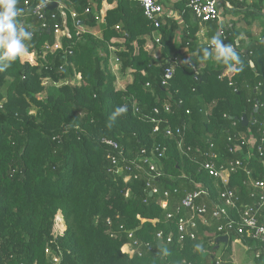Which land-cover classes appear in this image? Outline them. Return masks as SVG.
<instances>
[{
    "label": "trees",
    "instance_id": "trees-1",
    "mask_svg": "<svg viewBox=\"0 0 264 264\" xmlns=\"http://www.w3.org/2000/svg\"><path fill=\"white\" fill-rule=\"evenodd\" d=\"M52 1L65 5L70 35L64 36L63 47L54 52L44 49L45 43H55V26L62 20L59 8L44 9L48 18L44 29L26 9L25 0H19L18 7L24 11L18 19L33 34L24 43L29 53H35L38 64L17 58L6 67L8 61L0 60V264H53L47 248L60 256L59 264H217L221 244L217 247V221L200 226L195 239L180 240L176 220L167 219L159 195L146 193L144 179L126 180L124 174L109 170L112 149L104 138L118 142L129 157L152 155L159 149L156 153L163 174L156 182L173 191L172 207L187 191L197 188L196 184L208 187L217 200L220 182L201 168L197 155L191 158L180 151L179 136L169 138L163 130L167 125L181 127L186 145L206 149L213 141L227 155V136L235 131L232 120L252 114L249 96L264 101V29L261 37L244 46L238 21L226 20L230 34L226 42L238 40L235 51L242 62L229 67L217 61V53L208 43H197V34L204 27L208 39H220L218 25L197 19L189 0L173 2L172 10L178 16L166 13L158 28L144 15L139 2L107 0L116 6L98 24L96 17L104 0ZM229 1L232 8L224 7L223 14L241 11L245 25L249 17H264V0ZM90 7L93 12L87 13ZM71 11L100 34L89 30L77 35ZM156 32L160 35L159 43L154 40L160 49L158 57L146 48L147 39H154ZM246 34L252 36L250 29ZM113 38L124 41L114 43ZM110 45L124 47L115 52L120 74L133 76L124 89L116 86L117 77L109 63ZM176 58L180 64L163 85ZM241 66L242 71H237ZM77 74H81L80 84H72ZM43 79L53 84L45 85ZM259 82L262 85L254 91ZM247 84L254 89H247ZM168 103L170 112L165 110ZM133 104L140 107V113L133 112ZM125 105L129 110L118 114ZM153 118L167 123H160L155 132ZM238 128L248 129L242 122ZM252 130L257 132V126ZM251 165L255 177H264L261 159ZM244 179L239 172L231 176L229 184L237 191L242 208L254 203ZM59 217L64 226L56 234ZM109 218L113 230L123 225L136 238L154 244L155 251L143 256L123 252L128 234L112 237ZM159 231L164 232L165 241L169 234L174 236L161 249L156 237ZM235 239L259 249L260 243L253 238L232 234L224 243L222 264H234ZM256 264L264 263L257 259Z\"/></svg>",
    "mask_w": 264,
    "mask_h": 264
},
{
    "label": "built area",
    "instance_id": "built-area-1",
    "mask_svg": "<svg viewBox=\"0 0 264 264\" xmlns=\"http://www.w3.org/2000/svg\"><path fill=\"white\" fill-rule=\"evenodd\" d=\"M107 1V0H105ZM139 2L144 10V15L147 19L151 20L154 25L158 28L163 18L166 15V8L162 0H130ZM41 0H25L24 4L26 9L32 15L39 19V26L42 28L48 27V18L45 14L44 9H47L48 5L53 2L50 0L44 7H39ZM108 2V1H107ZM116 4V2H114ZM109 8L111 3L108 2ZM116 6V5H115ZM189 6L192 9L195 17L201 22L209 23L215 22L218 25L217 34L220 36V41L224 45H228L226 42L230 34L226 29V15L223 14V8H232V4L229 0H189ZM60 14L62 16L61 24L55 26V43L44 44V49L47 52H54L63 47V38L65 35H70L68 19L65 14V5L58 3ZM55 8V9H56ZM106 7L103 11L100 10V14L96 17L98 20H104L107 10ZM53 11V10H52ZM86 12H93V9L87 8ZM72 17V23L76 28V34L80 35L87 32L84 22L79 18V15L75 11L70 12ZM56 14H52V19L56 18ZM28 29L33 31L34 26L31 24L26 25ZM119 28V26H117ZM95 34V33H94ZM96 35V34H95ZM154 40L159 43L160 35H154ZM209 45L212 50L215 51V45L210 43ZM238 40L235 44H231L236 50ZM111 58L115 56L114 62L117 66H120V60L116 54L117 49L110 45ZM216 52V51H215ZM31 55L35 56L32 52ZM36 58V56H35ZM111 60V59H110ZM24 61V60H23ZM28 61V59H25ZM32 65H36L37 62L29 59L28 61ZM180 64L179 59H175L174 65L168 68L164 79L163 85H167L169 80L173 77L175 72V65ZM112 66V61H111ZM112 70L115 69L112 66ZM81 74H77V80L80 81ZM231 84H233L231 82ZM262 85L259 82L254 88L246 85L247 89H254L256 91ZM146 86H150V82H147ZM248 102L252 104V114L247 116V127L248 129H239L238 124L241 123L243 116L239 119L232 120L231 129L235 131H229L227 136V151L226 155L224 152H220L215 142H209L206 149L186 145L185 135L181 127L173 128L171 125H167L164 128L165 136L177 137L178 148L183 154L188 155L192 158L195 154L198 157V163L201 168L205 170L215 180L220 182L221 190L217 200L212 199L211 191L208 187H204L201 184H196L197 188L194 190L187 191L184 196L172 205L173 191L170 189H162L157 184L163 172L159 164V158L157 153L159 151L156 148V152L153 151L152 155H144L137 157H129L124 150L120 147L118 142L111 138H104V143L108 145L112 152L109 154L110 168L109 170L115 174H124L126 180L144 179L145 180V191L148 195L152 192V195H159L160 206L166 211L167 219H175L178 227V235L180 240L186 238L195 239L198 234L199 227L204 225L208 226L216 222V229L219 236H228L232 234L244 235L246 237L253 238L256 242L260 243L259 249L255 251L252 247H247L253 251V259L247 261L245 264H256V260H261L264 263V177H255L254 168L251 163L255 159H261L264 164V101L259 97H248ZM125 111L129 108L127 105L123 106ZM132 110L134 113H140V107L137 104H133ZM167 112L171 111L170 104L165 105ZM159 109H155V114L159 113ZM190 113V111H187ZM246 115V113H244ZM227 117V115H224ZM155 128L154 131L160 130V123H167V120L163 118H153ZM253 125L257 126V132L252 130ZM241 172L244 176V185L247 187L248 195L253 200V204L242 208L239 204L240 197L234 189L230 188V179L233 174ZM177 188L174 192H177ZM172 207V208H171ZM107 225L109 232L112 237L121 236L122 233L128 234L129 241L125 243L124 252L130 256L139 255L143 256L155 251V246L151 242H144L134 236L132 230H127L125 226L120 225L117 230H113L112 219H107ZM164 232L159 231L156 234L157 239H162L164 243H170L173 241V234H169L164 239ZM51 250V251H50ZM50 253V258L54 264L60 263V256L53 253L52 249H47ZM217 264H222V259L219 257ZM240 264V263H239Z\"/></svg>",
    "mask_w": 264,
    "mask_h": 264
},
{
    "label": "clouds",
    "instance_id": "clouds-1",
    "mask_svg": "<svg viewBox=\"0 0 264 264\" xmlns=\"http://www.w3.org/2000/svg\"><path fill=\"white\" fill-rule=\"evenodd\" d=\"M49 2L50 0H41L39 7H44ZM18 3L19 0H0V49H3L0 60L8 61L6 67L15 62L17 58H24L28 55V44L24 41H31L33 35L18 19L24 11L18 7ZM210 43L215 45L217 61L222 60V63L229 67H235L236 64L242 65L239 54L231 44L224 45L217 36H213ZM205 54L210 55L206 50ZM237 71H242V66ZM124 112L123 107L118 109V114Z\"/></svg>",
    "mask_w": 264,
    "mask_h": 264
},
{
    "label": "rangeland",
    "instance_id": "rangeland-1",
    "mask_svg": "<svg viewBox=\"0 0 264 264\" xmlns=\"http://www.w3.org/2000/svg\"><path fill=\"white\" fill-rule=\"evenodd\" d=\"M106 2L107 1H105L104 0V2H103V6H102V8H101V10L103 11L106 7H109L108 6V3L106 4ZM165 5V4H164ZM113 7H115V6H110V8L109 9H111V8H113ZM165 7H166V5H165ZM167 8V7H166ZM65 14H66V11H65ZM229 15H231L232 16V18H234L235 20H237L238 21V25H237V27H238V29L240 30V35H242V37H240V39L242 40V42H243V44H244V46H246V45H248L254 38H259V37H261V35H262V33H263V29H264V17L263 16H260V17H258V18H256V20H253L251 17H249V20H250V22L248 23V24H244V18H243V12H241V11H237L236 13H234V14H229ZM229 15H226V20H230L231 18H230V16ZM105 22V17H104V20H98V24H102V23H104ZM85 28H86V30H87V32H89V30H91V29H89L88 28V26L87 25H85ZM248 29H250V31L252 32V36H248L247 34H246V31L248 30ZM93 33H95L96 35H99L100 34V30L97 28L96 30H91ZM156 35H159L157 32H156ZM122 40V41H121ZM154 40V39H153ZM120 41H121V43L124 41L123 40V38H120ZM203 44H205V43H208L209 44V39H203ZM116 49H117V51L119 50V48H117L116 47ZM214 51V50H213ZM159 52H160V49H158V48H156V50L152 47L151 48V50H150V53L153 55V56H155V57H158L159 56ZM115 54V53H114ZM213 55H215V53H213ZM22 59V61L24 60L25 61V59H28V61H29V59H31V60H34V62H37L36 61V58H35V56L34 55H31V53H28V55H26L24 58H21ZM110 61H109V63H110V67H112L113 66V68L114 69H118V70H115L114 71V73L116 74V77H117V80H116V86L118 87V88H120V89H122L121 88V85L123 84V85H125L126 83H128L129 81H130V79L132 78L131 77V75L130 74H128L125 78H123L122 76H124V75H121L120 74V72H119V69H120V66L118 67L117 66V63L116 62H114V59H115V56L113 57L112 56V58H111V54H110ZM211 59H214V58H211ZM111 61H112V66H111ZM179 61H180V59H179ZM37 64H38V62H37ZM36 64V65H37ZM121 77V78H120ZM43 82H44V84L45 85H49V84H51L50 82H49V80H47V79H43ZM72 84H80V81H78L77 80V75L74 77V79L73 80H71L70 81ZM53 84V83H52ZM51 84V85H52ZM122 85V86H123ZM127 86V85H126ZM5 89H6V87H4V91H5ZM124 89V88H123ZM128 194H129V192H128ZM63 226H64V221H63V219L61 218V217H59V220H58V222H57V224H56V228H55V233L56 234H58V233H61L62 232V230H63ZM237 243V244H236ZM238 244H240V245H242V247H243V249L238 245ZM125 245V244H124ZM122 246V251L124 252V250L125 249H127V248H125V246ZM234 248L236 249L234 252L236 253L235 254V256H236V260H237V263H240V264H245L247 261H249V260H251V259H253V253L251 252V250H249L244 244H242L238 239H235V242H234ZM224 247H225V245H224V243H221L220 244V248L218 249V251H216L217 252V256H221L222 255V253H223V251H224ZM47 249H49V248H47ZM47 249H46V253L48 254V256L49 257H51L50 256V251L49 252H47ZM54 264V263H53Z\"/></svg>",
    "mask_w": 264,
    "mask_h": 264
},
{
    "label": "crops",
    "instance_id": "crops-1",
    "mask_svg": "<svg viewBox=\"0 0 264 264\" xmlns=\"http://www.w3.org/2000/svg\"><path fill=\"white\" fill-rule=\"evenodd\" d=\"M176 0H162V2L166 5V13H170V15H173L174 17H177L178 16V13H177V11H175V10H172V4H173V2H175ZM108 2H106V4H107ZM111 5L112 6H115L116 4L115 3H111ZM108 6H109V4H108ZM109 8V7H108ZM230 16V18H232V16L231 15H229ZM206 34H207V27H204V28H202L199 32H198V34H197V43L199 44V45H202L204 42H203V39H208L207 38V36H206ZM240 37H242V35H240ZM114 43L115 42H118V43H121V41H120V39L119 38H113V40H112ZM115 48H116V46H114ZM154 48L155 50H156V48H158L159 49V47L157 46V45H155V43H154V40H153V38H148L147 39V46H146V48L148 49V51L150 52V50H151V48ZM117 48H119V50L120 49H123L124 47L123 46H121V47H117ZM115 70H118V69H115ZM128 74H130V73H128ZM128 74H126V75H124V76H122L123 78H125ZM131 75V74H130ZM131 79H130V81L128 82V83H126L125 85H121V88L123 89V88H125L126 87V85L127 84H129L132 80H133V76L131 75ZM121 78V77H120ZM237 244V243H236ZM242 249H243V247H242V245H240V244H238ZM234 244H233V249H232V253H231V259H232V261L234 262V264H239V263H237V260H236V256H235V248H234ZM253 247H255V246H253ZM252 253H253V251H251ZM221 259H222V257L221 256H219ZM222 263H223V259H222Z\"/></svg>",
    "mask_w": 264,
    "mask_h": 264
},
{
    "label": "water",
    "instance_id": "water-1",
    "mask_svg": "<svg viewBox=\"0 0 264 264\" xmlns=\"http://www.w3.org/2000/svg\"><path fill=\"white\" fill-rule=\"evenodd\" d=\"M58 6V2L57 1H53V2H51L49 5H48V7H47V9L48 10H50V11H52V10H54L56 7ZM246 53H247V51H245ZM252 63V65H253V62H251ZM242 124L244 125V126H247V116L246 115H243V119H242ZM150 195H152V192H150ZM228 236H226V235H224V236H218L217 237V239H216V242H217V247L219 246V243H227L228 242ZM164 242H163V240L162 239H159L158 240V246H159V248L161 249L163 246H164Z\"/></svg>",
    "mask_w": 264,
    "mask_h": 264
}]
</instances>
